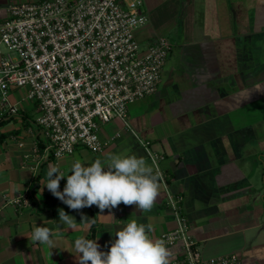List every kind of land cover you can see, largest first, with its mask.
Segmentation results:
<instances>
[{
	"label": "crops",
	"instance_id": "crops-1",
	"mask_svg": "<svg viewBox=\"0 0 264 264\" xmlns=\"http://www.w3.org/2000/svg\"><path fill=\"white\" fill-rule=\"evenodd\" d=\"M35 2L0 0V25L10 6ZM143 2L148 23L138 31L139 43L172 35V52L157 92L130 106L127 124L116 119L100 127V139L110 143L103 152L79 146L39 160L38 106L26 88L10 91L19 113L0 116V264H78L74 242L87 238L94 224L103 252L132 219L151 224L148 234L157 240L180 226L169 202L177 198L204 257L237 253L243 264H264V92L257 91L264 90V0ZM37 147L43 154V144ZM121 153L143 157L154 175L164 176L150 211L123 203L111 210L114 217L95 205L75 211L44 186L49 166L67 176L75 161L90 165ZM156 154L163 159L155 161ZM65 184L61 179L60 191ZM23 197L30 206L14 203ZM58 209L75 217V230H64ZM81 212L94 223L81 221ZM34 225L52 230L56 248L29 241ZM167 248L171 264H179L183 244Z\"/></svg>",
	"mask_w": 264,
	"mask_h": 264
},
{
	"label": "built area",
	"instance_id": "built-area-1",
	"mask_svg": "<svg viewBox=\"0 0 264 264\" xmlns=\"http://www.w3.org/2000/svg\"><path fill=\"white\" fill-rule=\"evenodd\" d=\"M143 6V0H38L9 7L0 25V116L18 115L10 91L26 88L38 106L39 160L79 146L103 152L110 143L100 139V127L116 119L127 124L130 106L157 92L172 44L162 37L141 48ZM169 202L180 215L181 199ZM14 203L31 205L28 197ZM158 239L166 247L183 244L179 264H243L237 253L204 257L181 216L180 226Z\"/></svg>",
	"mask_w": 264,
	"mask_h": 264
},
{
	"label": "clouds",
	"instance_id": "clouds-1",
	"mask_svg": "<svg viewBox=\"0 0 264 264\" xmlns=\"http://www.w3.org/2000/svg\"><path fill=\"white\" fill-rule=\"evenodd\" d=\"M257 91L264 90L257 87ZM71 174L64 176L57 166H49L44 186L69 209L80 211L85 207L97 206L101 213L121 203L135 205L142 213L150 211L160 196L159 176L153 174V167L143 157L125 153L112 154L106 161L96 159L90 165L75 161ZM66 178L63 191L60 181ZM43 188L41 189V192ZM59 220L64 228L75 230V217L64 209H58ZM81 221L93 222L81 212ZM151 224L132 219L115 231V239L107 252L100 251L96 240L77 238L74 249L78 264H171L172 252L163 239L153 240L148 233ZM38 245L56 248L53 232L48 227L33 226L27 236Z\"/></svg>",
	"mask_w": 264,
	"mask_h": 264
},
{
	"label": "trees",
	"instance_id": "trees-1",
	"mask_svg": "<svg viewBox=\"0 0 264 264\" xmlns=\"http://www.w3.org/2000/svg\"><path fill=\"white\" fill-rule=\"evenodd\" d=\"M38 187H39L38 186V181H36L35 186H34L32 192H31V195H30L31 203L34 206H36L35 193L37 192ZM179 212H180V216L183 217L182 214H181V208H180ZM96 232H97V227H96V224H94L92 229H91V232H90L89 236L87 237V239L94 240V238L96 236Z\"/></svg>",
	"mask_w": 264,
	"mask_h": 264
},
{
	"label": "rangeland",
	"instance_id": "rangeland-1",
	"mask_svg": "<svg viewBox=\"0 0 264 264\" xmlns=\"http://www.w3.org/2000/svg\"><path fill=\"white\" fill-rule=\"evenodd\" d=\"M143 9H144V6H143ZM137 36H138V32H137ZM164 38H166V39H168L170 42H171V44H173L174 43V40H173V37H172V35L170 36H164ZM154 42H141L140 41V45H141V48L142 49H145V48H147L148 46H150L151 44H153Z\"/></svg>",
	"mask_w": 264,
	"mask_h": 264
}]
</instances>
